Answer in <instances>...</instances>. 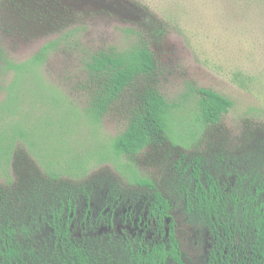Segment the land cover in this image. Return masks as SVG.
<instances>
[{
  "label": "rangeland",
  "instance_id": "rangeland-1",
  "mask_svg": "<svg viewBox=\"0 0 264 264\" xmlns=\"http://www.w3.org/2000/svg\"><path fill=\"white\" fill-rule=\"evenodd\" d=\"M50 40L56 45L36 66V74L21 75L9 88L16 70L3 58L23 63ZM142 42L157 60L150 81L175 105L170 140L166 137L132 156L117 159L110 153L98 160L124 130L130 105L143 88H128L93 123L83 114L94 88L85 61L93 52ZM0 53V185L31 196L37 174H44L37 156L49 166L51 159L64 165L84 160L87 169L78 180L64 175L56 186L61 191L68 182L83 184L93 202L112 183L125 195L137 189L130 183L129 168L171 191L178 173L174 161L182 155L210 158L222 151L235 158L244 154L236 162L239 166L256 161L264 165V0H0ZM195 87L232 100L217 123L196 122ZM21 129L32 146L17 137L7 160L10 136ZM48 203L44 197L24 198L12 204L11 211L17 208L23 222L22 215L36 218ZM176 217V236L187 264H199L204 228L184 220L181 212ZM46 230L40 224L33 239H41Z\"/></svg>",
  "mask_w": 264,
  "mask_h": 264
},
{
  "label": "flooded vegetation",
  "instance_id": "flooded-vegetation-1",
  "mask_svg": "<svg viewBox=\"0 0 264 264\" xmlns=\"http://www.w3.org/2000/svg\"><path fill=\"white\" fill-rule=\"evenodd\" d=\"M199 156L198 166L192 164L193 157L182 155L175 159L178 173L171 191L153 181L154 187L150 188L131 180L137 189L125 195L112 183L103 188L102 198L93 202L89 188L68 182L66 185L71 186L60 191L62 202L47 199L48 209L36 219L42 221V215L49 214V205L55 203L56 208L63 211L60 220L65 234L80 239L86 237L92 242L96 251L94 264H147L154 247L157 249L155 264H160V243H166L170 232L177 239L176 216L181 212L184 220L204 228L205 241L199 264H245V260L248 263L258 257L254 245L258 224H252L247 218L251 212L255 215L256 211L264 212V202H261L264 200V189H261L264 165L261 161L252 166L237 165L244 154L235 158L220 151L210 158ZM160 195L168 202L166 212L162 211ZM178 200L180 204L176 206ZM15 214L18 215L17 208ZM22 218L27 225L32 216L25 219L22 215ZM21 224L19 222V228ZM195 242L193 253L198 259V242ZM179 249L187 264L180 242ZM167 264L174 262L169 260Z\"/></svg>",
  "mask_w": 264,
  "mask_h": 264
},
{
  "label": "trees",
  "instance_id": "trees-1",
  "mask_svg": "<svg viewBox=\"0 0 264 264\" xmlns=\"http://www.w3.org/2000/svg\"><path fill=\"white\" fill-rule=\"evenodd\" d=\"M54 45H56L55 41L46 42L28 61L20 64H12L3 58L8 67L16 70L15 79L12 80L9 88L16 85L21 75L36 74V66ZM85 68L92 76L94 88L83 114L85 119L93 123L99 121L109 107L127 92L128 88H136L135 86L139 84H142L143 88L135 94L136 99H133L130 105L129 117L124 130L111 139L108 148L101 151L98 160L106 159L110 153L117 159L122 155L132 156L146 146L164 141L166 137L170 140L168 135L169 120L175 105L169 103L158 91L154 82L150 81L156 74L158 65L154 53L147 43L133 44L123 50L109 48L93 52L85 61ZM142 81L145 82L140 83ZM192 91L195 94V120L201 126L217 123L233 105L231 99L212 89L195 87ZM78 116L80 117V115H76V117ZM26 134L27 131L22 130L10 136L11 143L7 160L17 137L25 139V142L32 146L31 142L26 139ZM42 145H44L43 142ZM37 157L44 168V174H37L38 177L35 178L36 192L32 191L31 196L16 187L0 185V264H24L25 262L32 264H94L96 251L92 242H89L86 237L80 239L68 237L65 234L60 220L63 211L61 208L57 209L55 203L49 205V214L42 215V221L35 218L28 221L27 225L23 221L22 227H18L20 220L15 212L12 213V204L24 198L38 200L43 197L52 199V202L55 200L62 202V194L56 186L64 181L62 176L69 175L76 181L87 169L86 162L82 159L75 158V162L71 163L70 161L66 165L62 161L51 159V166H49V164L46 165L48 162L45 163L40 156ZM199 159V154L195 155L192 158V164L198 166ZM127 170L131 174L132 181H139L150 188L154 187L152 180L136 176L131 168ZM194 170H197V167ZM66 186L69 185H64L62 188ZM261 189H264V186H261ZM185 190L187 191V189ZM167 203V200L160 195L163 212L167 211ZM190 207L188 204V211ZM256 212L257 215L251 212L247 219L252 224L254 222L255 225L258 224V236L254 243L258 250L256 253L258 257L251 258L248 263L245 260V264H264V212ZM40 224L46 226L47 233L41 239H33V232L35 228L38 229ZM156 258L157 249L154 247L148 255L147 264H155ZM169 260H172L174 264H185L179 249V242L172 232H170L166 243H160V264H167Z\"/></svg>",
  "mask_w": 264,
  "mask_h": 264
}]
</instances>
